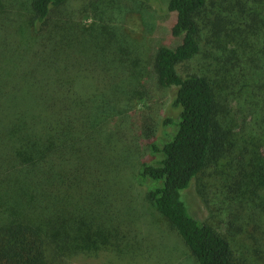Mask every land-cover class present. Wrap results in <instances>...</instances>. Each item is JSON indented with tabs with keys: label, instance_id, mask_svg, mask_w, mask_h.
<instances>
[{
	"label": "trees",
	"instance_id": "16d2710c",
	"mask_svg": "<svg viewBox=\"0 0 264 264\" xmlns=\"http://www.w3.org/2000/svg\"><path fill=\"white\" fill-rule=\"evenodd\" d=\"M70 1L0 0V264L107 255L157 264L161 242L171 246L162 264L184 261L151 204L197 264H239L227 235L190 213L186 193L210 159L226 156L218 191L205 198L198 178V194L219 219L231 203L230 217L243 208L247 225L255 206L264 213L256 200L264 192V0L166 1L171 41L157 47L151 68L157 84L175 88L180 116L165 119L175 126L165 141L154 137L158 114L123 115L119 99L141 77L125 72L134 62L127 7L162 0L84 1L79 11L99 19L89 25ZM201 42L208 73H179ZM146 142L159 146L135 175L136 187H147L138 209L124 200L120 176L134 172L133 145Z\"/></svg>",
	"mask_w": 264,
	"mask_h": 264
},
{
	"label": "rangeland",
	"instance_id": "374dc122",
	"mask_svg": "<svg viewBox=\"0 0 264 264\" xmlns=\"http://www.w3.org/2000/svg\"><path fill=\"white\" fill-rule=\"evenodd\" d=\"M84 1H86V4L88 3V0H71L69 2V8L77 10L75 16L80 20H85L86 25L93 24L96 20H99L93 11H79L82 8ZM90 1L98 4L97 6L104 5L100 0ZM166 1L167 0H162V4L150 8L142 6L139 2H131L132 5L127 7L130 12L125 16L123 31L124 34L128 36L129 44L131 45L130 51L133 55L132 58L134 62L132 65H128L125 72L128 76L129 74L131 75L132 73H135V75L140 74L141 77L138 81L133 82L134 88L131 92L125 94L120 93L119 95L120 101L126 105V109L122 111L123 115L127 110H129V112L131 111L133 116L145 110H151L153 113L158 114L155 115L157 118V128L154 132V137H156L155 140L158 141L160 139L164 141L170 139V136L173 135L175 129L174 125H166V123H164L165 119L170 117L177 121L180 116V110L174 106L173 102L175 88L163 87L157 84L156 79H154V72L151 68V60L157 47L160 44L166 43L168 39L171 41L169 38L170 21ZM122 5L124 6V4ZM101 9L102 8L97 7V10L102 11ZM206 49L207 46L201 42L199 53L191 59L180 63L177 66L178 72L181 74L192 72L203 74L208 73L209 59L207 58ZM137 61L143 63V65L140 66L142 71H140L138 65L135 64ZM144 66L146 68H144ZM135 79L137 80V77ZM121 108L123 109V105H121ZM157 146H159L157 143L152 146L149 142H146V144L143 145H133V150L138 151L139 153L138 157H135L134 161H132L134 172L125 169L120 176L123 184L129 189L126 193H121L123 198H125L124 200L136 205L138 209L140 208L139 204H142L141 206H143V201L145 200L144 194L146 193L147 187L144 183H139L138 186L141 188L136 187L134 178L140 170V162L150 161L154 158L150 153L155 150ZM157 153L159 156H162L160 152ZM230 162L229 157L225 156L218 160L215 159L214 156L209 160L208 164L204 166L205 169L199 174L198 178L201 180L205 198L206 194L209 193V196H211L218 191L216 185L219 183L218 181L222 182L220 179L224 176L225 169ZM127 163L129 164V168H131V159H128ZM196 179L192 182L186 193L190 213L195 217L209 221L217 230L227 235L232 244L231 248L234 251L235 259L239 264H264V213L262 212V207L255 206V213L253 214L252 212L251 214L252 222L250 225H247L244 221V219L249 218V216L243 208L242 211L238 212L242 217H230V215L234 217L235 211L232 212L234 209L233 203L228 204L227 207L230 209L228 210V208H226L224 211L226 219H219L215 215L214 206L210 203L208 205L204 201V196L202 197L198 194L196 189ZM256 200L260 205L264 206V192H262V198H256ZM149 209H151L152 212L150 213L152 217H154L152 219L156 220L162 228L164 227L163 230L168 229L169 232H171L176 245L182 250L184 261H178L176 264H197L195 257L191 254L190 250L184 246V242L176 231H174L165 217L156 210L153 204L149 206ZM150 234H157V232L150 229ZM156 245L159 247V251L165 261V258H167L166 248L171 246L166 243L163 244V242ZM171 245L174 246V244ZM172 259L173 257L170 259V262ZM163 260L157 262V264H162L164 262ZM72 264H137V260L134 261L125 257L123 261L115 259L111 255H107L100 256L97 259L77 258Z\"/></svg>",
	"mask_w": 264,
	"mask_h": 264
}]
</instances>
